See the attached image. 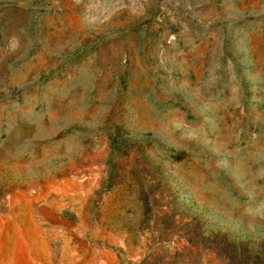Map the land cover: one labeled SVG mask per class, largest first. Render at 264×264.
<instances>
[{"label":"rangeland","instance_id":"rangeland-1","mask_svg":"<svg viewBox=\"0 0 264 264\" xmlns=\"http://www.w3.org/2000/svg\"><path fill=\"white\" fill-rule=\"evenodd\" d=\"M0 264H264V0H0Z\"/></svg>","mask_w":264,"mask_h":264}]
</instances>
